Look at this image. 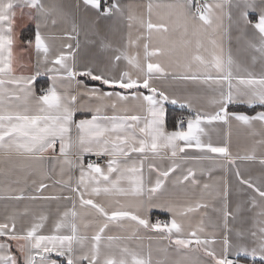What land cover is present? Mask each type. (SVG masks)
<instances>
[{
    "label": "snow or ice",
    "instance_id": "obj_1",
    "mask_svg": "<svg viewBox=\"0 0 264 264\" xmlns=\"http://www.w3.org/2000/svg\"><path fill=\"white\" fill-rule=\"evenodd\" d=\"M58 23L71 25L63 38L75 47L56 48L60 37L48 29ZM121 26L127 28L122 46L101 42L114 53L107 63L77 67L81 32L100 36ZM233 31L259 72L231 51L225 55ZM120 61L128 68L113 74ZM169 77L210 89L213 110L153 83ZM169 104L190 113L176 117L173 130ZM240 105L261 110L229 111ZM78 112L83 118H75ZM233 122L252 138L244 155L209 134L210 126L223 124L230 137ZM104 157L102 166L97 161ZM165 159L168 167L156 162ZM238 160L264 168V0H0V199L71 203L48 234L45 214L18 228L28 208L0 220V264H241V256L264 264V175L245 178ZM230 168L249 190L235 207L227 179L212 175ZM30 176L39 179L29 184ZM169 181L182 197L168 191ZM49 182L60 194H44ZM154 210L169 219L152 220ZM245 211L253 214L247 229ZM194 213H200L196 223ZM112 226L120 233L111 234Z\"/></svg>",
    "mask_w": 264,
    "mask_h": 264
},
{
    "label": "crops",
    "instance_id": "obj_2",
    "mask_svg": "<svg viewBox=\"0 0 264 264\" xmlns=\"http://www.w3.org/2000/svg\"><path fill=\"white\" fill-rule=\"evenodd\" d=\"M121 3H135V4H143L145 0H120ZM211 2V0H210ZM227 24V21L225 22ZM48 31L52 33L53 35L60 37V39H56L54 41L55 46L57 49L61 47L64 43L71 42L73 46L75 47L76 41H68L67 39L63 38L65 32L71 31V25L70 24H60L58 23L57 26H49ZM127 28L124 26L119 27V29L112 33V32H101L100 36L92 35L91 32L87 37H85L84 33L81 32V35L78 37L80 41V49L78 50V59H77V67L81 68L85 63L93 64L96 62L101 63H107V60L109 57H111L114 53L111 49H103L101 47L102 40H106L110 42L115 47H120L123 44L122 37L126 36ZM235 31L231 33V39L225 38L224 41V49H225V55L228 54L229 51H231V54L234 59H236L238 62H241L248 66L250 69L259 72L260 71V64L256 63L254 66L251 61V56L249 53L245 52L241 45H238L235 41ZM142 52V49H141ZM128 68L126 61H120L118 62V66L113 69V74L118 75L120 71L125 70ZM77 79L83 80L86 84L93 85L98 84V82H88L90 81L86 77H78ZM88 80V81H87ZM43 81H39L37 83V88H39L40 83ZM156 87H160L162 89H165L166 91L173 93L175 95L179 96H185L190 95L192 97V102L196 106V108L205 110V111H211L213 110L212 107L209 104V98L214 94L210 89H207L205 86H198L195 84H192L191 82H179V81H173L170 77L167 79L163 78H157L153 82ZM65 84L67 85L68 82L65 81ZM70 91H75L76 86L73 82L71 84V87L69 89ZM105 91H110L112 89H108L107 87H104ZM118 90V89H117ZM145 94H147V90H143ZM171 105V104H169ZM167 105V107L169 106ZM176 106L178 108L179 105H172ZM243 106V105H240ZM234 106L229 107V111H237V109L233 108ZM236 107V106H235ZM246 107V106H243ZM187 112V115H189V111L185 109ZM243 111V110H238ZM259 111V110H256ZM247 112V111H245ZM253 112H247L248 114H254ZM107 114L111 115V110H107ZM90 115V114H89ZM76 119L83 118V114L78 112L76 114ZM211 128H214L215 130H210L209 134L211 135V138L214 143L216 144H222L226 140L230 141V149L233 152L234 155H244L246 150L251 147L252 144V138L250 137L247 130L238 128L233 122L232 128H231V136L228 137L227 133L229 132V129L226 125L223 124H215L213 126H210ZM168 130H173L175 127H169L167 126ZM258 138V137H257ZM261 154V150L257 151V156ZM89 157H85V161L88 160ZM105 159H107L105 157ZM158 164H160L162 167H168L169 161L167 159L163 161H156ZM104 164V163H103ZM102 164V166H103ZM237 166L241 170V174L247 178L248 176H252L253 178L259 177L261 175H264V168H261L259 163L257 161H237ZM186 167V166H185ZM74 177H78L79 172L78 170H74L73 172ZM213 177H225L230 185V207H235L237 203H242L247 200L248 198V191L245 186L241 185L239 181L237 180L234 170L231 168L225 172L221 169H215L212 173ZM31 179H39L38 176H30L29 177V184ZM154 179V176H153ZM197 179L201 180V182H205L207 180V177L202 175L201 173L197 172ZM50 187L49 189L44 193L45 195H53V194H60V186L56 185L55 187L51 186V182H49ZM16 185H14L15 187ZM168 191L170 193H175L177 196L183 195L181 188H173L171 181L168 183ZM32 191V188L29 186L26 188V194L30 193ZM189 191H191V188L189 187ZM197 195H199V189H196ZM64 195H67V190L65 189L63 192ZM0 196H3V193H0ZM215 204L217 207H219V201H215ZM71 207V203L69 201H30V200H21V201H10V200H4L0 199V220H2L7 214L11 213L12 211L16 210L19 212H23L25 208L29 209V212L27 215H22L18 220V228L21 225L27 226L29 225L35 216H39L40 214H45L48 216V220L45 222V227L42 230L44 234H48L55 223V220L59 217V214L63 212L66 208ZM247 206L245 205V208ZM209 214L217 220V223L219 225V217L217 213H213L211 209L208 210ZM246 217H248L247 222L243 225L244 228H250L252 225V213L245 211L243 213ZM157 217H164L166 220L169 219L168 214L154 210L151 213L152 220H155ZM200 218V213H194L192 214L193 223H196ZM235 228L241 227L240 221H232ZM91 231V230H90ZM120 229L116 226H112L111 228V234H119ZM208 231H213L211 227L208 228ZM217 232V239L219 240L220 235L222 233V228L217 227L215 229ZM142 235L148 236V235H155V233L151 232H144L141 231ZM232 239L235 240V232H233ZM145 243L147 241L145 240ZM219 246V245H218ZM53 258L60 259L55 257L53 254ZM240 260H248V258L241 256L239 257Z\"/></svg>",
    "mask_w": 264,
    "mask_h": 264
},
{
    "label": "trees",
    "instance_id": "obj_3",
    "mask_svg": "<svg viewBox=\"0 0 264 264\" xmlns=\"http://www.w3.org/2000/svg\"><path fill=\"white\" fill-rule=\"evenodd\" d=\"M88 81V80H87ZM88 82H93V81H88ZM95 83V82H94ZM233 108L237 109V110H243V111H247V112H253L256 110H261L259 107L255 108V109H249L247 107H243V106H234ZM167 112H168V120H167V126L169 127H175V118L179 117L181 115H187V111L185 109H181L178 108L176 106H172L169 105L167 107Z\"/></svg>",
    "mask_w": 264,
    "mask_h": 264
},
{
    "label": "built area",
    "instance_id": "obj_4",
    "mask_svg": "<svg viewBox=\"0 0 264 264\" xmlns=\"http://www.w3.org/2000/svg\"><path fill=\"white\" fill-rule=\"evenodd\" d=\"M89 158H91V159H96L95 157H89ZM88 158V159H89ZM106 159H105V157L104 158H101L100 160H98L97 162L98 163H101V165L104 163V161H105ZM161 220H166L164 217H159ZM241 261V264H248V260L246 261V260H240Z\"/></svg>",
    "mask_w": 264,
    "mask_h": 264
}]
</instances>
